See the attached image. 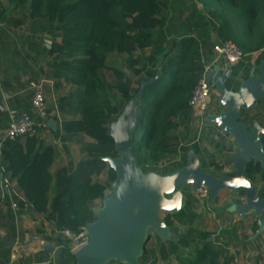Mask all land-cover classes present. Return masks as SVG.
Instances as JSON below:
<instances>
[{"label":"trees","instance_id":"1","mask_svg":"<svg viewBox=\"0 0 264 264\" xmlns=\"http://www.w3.org/2000/svg\"><path fill=\"white\" fill-rule=\"evenodd\" d=\"M28 1L30 18L46 25L53 40L49 75L75 89L59 100V108L68 109L72 118L61 123L54 137L62 145L79 136L89 141H77L80 158L75 166L69 161L67 167L59 168L56 146L46 145L35 136L5 143L1 150L2 162L5 173L28 204L20 213L32 211L52 227L48 240L54 247L43 250V255L48 256L43 260L47 264H75L70 241L62 232L68 230L78 235L87 224L94 223L93 205L106 199L116 178L109 164L119 158L109 136V125L121 112L114 103L115 93L125 105L136 94L140 82L150 80L160 71L158 79L144 88L137 123L130 133V148L143 174L149 172L151 165L169 159L178 158L160 176L184 168L189 150L171 133L179 128L186 132L194 119L188 103L202 71L200 51L206 49L205 61L212 60L211 34L222 42H231L244 55L263 49L264 0H192L201 5L202 12L191 14L196 22L186 21L178 34L166 22L170 5L163 0H24ZM56 38L60 39L59 43L55 42ZM147 49L150 52L142 58L143 62L134 56ZM262 58L260 54L253 63L258 64ZM125 70L135 78L136 88ZM103 72L111 74L114 82H108ZM236 79L237 75L233 74L225 83L228 90L237 89ZM261 111L264 112V103L256 112L261 114ZM252 118L260 124L254 115ZM211 129L218 138L217 147L224 139L216 127ZM226 150L232 152V146ZM192 152L201 161L204 173L205 168L222 171L223 167L215 162H204L195 143ZM245 173L251 185L264 184V167L258 161L248 162ZM186 189L182 191L183 208L176 214L165 213L162 218L167 228L176 225L185 233L177 242H160L158 256L148 249L150 237H147L139 264H158L170 257L182 264H218L219 252L214 242L207 241L211 234L200 233L193 227L198 216L194 198ZM261 196L264 199V194ZM19 205L23 207L22 203ZM257 229L258 224L254 222L253 232ZM236 232L233 226L222 231L221 236L233 239ZM200 242L203 244L195 248L191 261L180 258L179 248ZM108 264L122 263L110 261Z\"/></svg>","mask_w":264,"mask_h":264},{"label":"water","instance_id":"2","mask_svg":"<svg viewBox=\"0 0 264 264\" xmlns=\"http://www.w3.org/2000/svg\"><path fill=\"white\" fill-rule=\"evenodd\" d=\"M232 72V66L223 56L221 64L214 65L206 76V82L212 85L223 109L216 115H207L206 120L233 139L238 150V156L233 159L234 176L217 179L204 173L193 152L188 154L186 166L171 175L142 173L130 148V133L137 123L144 88L158 79V70L153 78L140 82L136 94L109 125V136L119 156L109 163L116 178L112 194L103 201L96 221L85 226L89 242L74 255L75 264H107L110 261L139 264L145 231L150 227L160 236L166 233L167 226L157 213L176 214L183 208L182 191L188 186L195 190L207 188L211 199L225 189L241 190L245 205L231 206V211L243 218L251 212L259 215L258 229L252 239L263 232L264 199L246 180L245 168L252 160L264 167V128L257 121L248 127L240 119L242 113L253 111L258 102L264 100V54L258 65H253L247 77L239 82L237 91L225 86ZM51 125L52 121H48V126ZM212 240L211 237L207 239L208 242Z\"/></svg>","mask_w":264,"mask_h":264},{"label":"crops","instance_id":"3","mask_svg":"<svg viewBox=\"0 0 264 264\" xmlns=\"http://www.w3.org/2000/svg\"><path fill=\"white\" fill-rule=\"evenodd\" d=\"M196 9L201 11V5ZM29 10V1L0 0V135L6 130L11 117L32 116L33 90L40 86L47 104L48 121H52L51 126L37 135L45 144L49 139L55 138L54 132L64 120L72 118L68 109L59 108V100L69 96L75 89L49 75L48 68L53 60V55L50 54L53 40L46 25L30 18ZM178 28L171 27L176 33ZM210 38L212 45L216 40L215 34H211ZM55 42L59 43L60 39L56 38ZM78 140L89 141L83 136L63 145L59 138L53 140L51 146L57 148L59 168L67 167L69 161L71 166L78 163ZM2 161L0 158V264H47L43 258L48 256L43 255V250L48 251L54 245L48 240L52 235V227L43 217L32 211L15 214L11 210V192L17 191V187L11 182L9 174L2 173ZM7 178L11 186L6 190L3 181ZM260 185L264 189V184ZM200 199L203 203L205 198ZM208 200L215 212L212 215L213 222L209 224L210 228H205L203 232L211 234L212 242L219 252L217 263L264 264V230L252 239L256 232L252 230L253 223L258 221L259 215L251 212L243 218L230 209L231 206L245 205V199L240 192L222 190L215 199L208 197ZM199 213L196 210L197 219ZM233 226L237 228L235 238L221 236L222 231Z\"/></svg>","mask_w":264,"mask_h":264},{"label":"rangeland","instance_id":"4","mask_svg":"<svg viewBox=\"0 0 264 264\" xmlns=\"http://www.w3.org/2000/svg\"><path fill=\"white\" fill-rule=\"evenodd\" d=\"M163 1L167 2L170 5V8H169V10L167 12V16H166L167 17L166 22H167L170 29L172 26L179 27L177 29L178 30L177 34L182 30L186 21H188L190 23L196 22L195 21L196 19L194 20L190 17L191 14L195 15V14H197V12H198V14H199V12L201 13V11H196V12L194 11L193 5L195 3L192 0H163ZM196 7H198V5H196ZM209 44L211 45L210 42H209ZM201 51L203 54H206V52H207L206 49L201 50ZM149 52H150V50H148V49L144 50V51H139V52H136L134 56L143 62L144 60H142V58L145 56H148ZM259 53L264 54V48L261 49L259 51ZM258 57H254L252 55H246V57L243 59L242 62L233 65L232 75L233 74L237 75L236 81L238 84L241 80L244 79L246 74L250 71L251 64ZM218 63L221 64V59L218 60ZM125 72H126L127 77L132 82L133 88H136L135 78L128 71L125 70ZM103 76L108 82H111V83L114 82V79H113L111 74L103 72ZM115 96H116V98L114 99V103L120 110H122L124 104L120 100L119 96L116 93H115ZM261 103H264V100H261L260 102H258V104L255 106L254 110L251 111L249 114L246 113V114L242 115L240 121L243 122L248 127H250L252 124V117L254 115L259 120L261 126L264 127V112L261 111V114L260 113L258 114L256 112L259 109V105ZM208 108H209L208 114H210V115H216L223 110L219 105V99H218V96L216 93H213L210 95L209 100H208ZM206 124H207V126L203 127V129L200 132L196 128L195 123L192 122L190 124V127L188 128V130L186 132H184L183 128H179V129L173 131L171 134H172V137H177L179 139V142L181 145H184L185 147L188 148L189 153L192 152V146H193V143H195L199 146L200 152L203 156V160L205 163H209V162L213 161V162H215V164L217 166L223 167V169L220 173L217 172L215 170V168H210V169L205 168L204 171H206L205 172L206 174L209 173L208 175H210L212 173L214 175V177L218 176L220 178L225 177V175H228L230 173L234 174L235 170H234L233 159L238 156V150L235 148V144H234L233 139L229 136L223 135L224 133L221 132V135L223 136L224 140L222 143L219 144V146L216 147V144L219 141H218V138L215 137L211 133V130H212L211 127H213V125L209 124L208 122H206ZM53 140H55V138L49 139L48 141L45 142V144L51 145ZM231 146H232L233 151L228 152L226 149L231 147ZM195 157L200 162V165H202L199 158L197 156H195ZM177 160H178V158L177 159H169V160L162 161L156 165H151L149 167V172H152V173L159 175L160 173H162V170L165 168L167 169V171H169V169H170L169 164L176 162ZM167 171H165V172H167ZM217 179H219V178H217ZM251 187L255 190L256 193H260L261 195L263 194L264 189H262L260 183L259 184H253V185H251ZM186 190H188V193L191 194L190 196L194 198V205L196 207V210L198 212H200L199 213V219H197L194 222L193 227L196 230H198V232L203 233L205 228H210L209 224L213 222L212 221L213 220L212 215L214 214L215 209L213 206L210 205V203H209L210 201L208 200V198H205L203 200V203H202L201 199L196 196L195 189L193 187L189 186V187H187ZM225 191L231 192L230 190H226V189H225ZM111 194H112V190L107 191L106 199L108 197H110ZM93 207H94L95 214H97V212L103 208V202L98 201V202L94 203ZM157 214H158V217L162 220L165 213L160 211ZM184 233H185V230L183 228L175 225L171 228H167L166 233L164 235L160 236L156 233V231L153 228L149 227L144 233V240H146L147 237H150V241H149L147 247L149 250L156 252L157 256H158L159 255L158 252H159V248H160V245H159L160 242L164 243L168 240H171L173 242H177ZM202 244H203L202 242H200L199 245H195V243H190V246L188 248H179L180 258L185 260V262L191 261L192 260V254H193L195 248H197L198 246H201ZM158 264H182V263L179 260L175 259L174 257H170L165 261H159Z\"/></svg>","mask_w":264,"mask_h":264},{"label":"built area","instance_id":"5","mask_svg":"<svg viewBox=\"0 0 264 264\" xmlns=\"http://www.w3.org/2000/svg\"><path fill=\"white\" fill-rule=\"evenodd\" d=\"M210 53L212 55V60L206 62L203 56L202 51H200V62L202 64V71L200 76L197 78L194 88L191 92V97L188 103L189 108L194 113L193 123H195L196 128L200 132L203 127H206L207 120L206 117L208 114V100L211 94L215 93L211 84L206 82V76L212 72V67L218 63L223 56L227 59V62L232 66L243 61L246 57L235 45L231 42H222L216 39L211 47ZM260 53L257 52L252 54V56L257 57ZM31 111L32 116H24L20 118H10V122L3 132L0 135V158H2L1 150L5 143L15 142L17 140H22L25 137H37L40 131L46 130L48 127V113H47V104L43 90L40 86H37L33 90L31 98ZM2 173H5L2 169ZM11 183L7 178L3 181L4 189H10ZM195 194L199 198H208L209 192L205 187H200L195 190ZM12 201L10 203L11 210L18 214L22 209L28 207L25 199L19 195L16 190L11 192ZM17 198V201L13 199ZM22 203L23 207H20ZM62 236L70 241V252L75 255L80 249L85 247L89 242V237L85 231V228L81 229V232L78 235L72 234L68 230L62 232ZM54 247V245H52Z\"/></svg>","mask_w":264,"mask_h":264},{"label":"flooded vegetation","instance_id":"6","mask_svg":"<svg viewBox=\"0 0 264 264\" xmlns=\"http://www.w3.org/2000/svg\"><path fill=\"white\" fill-rule=\"evenodd\" d=\"M261 60H262V59H261ZM253 65H258V64L253 63V64H251V67H252ZM231 75H232V73H231ZM231 75H230V77H231ZM230 77H229V78H230ZM227 81H228V80H227ZM227 81H226V82H227ZM230 90H232V91H237V89L233 90L232 88H231ZM222 111H223V110H222ZM222 111H221V112H222ZM244 114H246V113H242V115H244ZM248 114H249V113H248ZM242 115H241V116H242ZM252 122H253V118H252Z\"/></svg>","mask_w":264,"mask_h":264}]
</instances>
